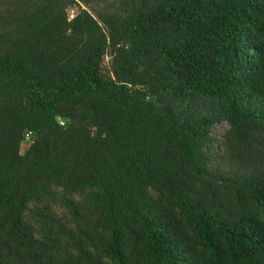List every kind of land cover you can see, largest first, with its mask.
I'll return each mask as SVG.
<instances>
[{"label": "trees", "instance_id": "16d2710c", "mask_svg": "<svg viewBox=\"0 0 264 264\" xmlns=\"http://www.w3.org/2000/svg\"><path fill=\"white\" fill-rule=\"evenodd\" d=\"M0 264H264V0H0Z\"/></svg>", "mask_w": 264, "mask_h": 264}, {"label": "built area", "instance_id": "2783aa9c", "mask_svg": "<svg viewBox=\"0 0 264 264\" xmlns=\"http://www.w3.org/2000/svg\"><path fill=\"white\" fill-rule=\"evenodd\" d=\"M73 15H74V11L71 10L70 13H69V19L73 18Z\"/></svg>", "mask_w": 264, "mask_h": 264}, {"label": "rangeland", "instance_id": "374dc122", "mask_svg": "<svg viewBox=\"0 0 264 264\" xmlns=\"http://www.w3.org/2000/svg\"><path fill=\"white\" fill-rule=\"evenodd\" d=\"M24 147H25V144H23L22 148L24 149Z\"/></svg>", "mask_w": 264, "mask_h": 264}]
</instances>
